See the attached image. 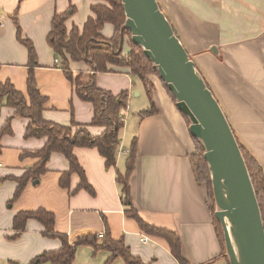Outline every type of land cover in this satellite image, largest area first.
<instances>
[{
    "label": "crops",
    "instance_id": "1",
    "mask_svg": "<svg viewBox=\"0 0 264 264\" xmlns=\"http://www.w3.org/2000/svg\"><path fill=\"white\" fill-rule=\"evenodd\" d=\"M166 1L177 2L169 10L177 19V23L172 21L181 42L208 79L238 136L264 167V0ZM97 3L96 0L21 3L0 0V82H10L27 97L29 52L18 39V24L22 39L29 40L37 53L35 78L47 100L43 118L61 126H70L72 122L89 126L95 137L104 129L90 126L93 106L77 96L61 64L55 63L59 57L48 36L55 14H70L66 23L69 32L73 27L82 30L92 16V6ZM239 11L248 18L244 24H239L242 17ZM103 34L112 37L114 28L107 25ZM212 48H217L218 53ZM131 49V40L126 37L123 55L127 56ZM72 69L88 71L82 63L74 64ZM154 83L158 113L142 118L140 113L150 103L137 77L119 69L97 75L99 88L115 96L122 92L129 94L117 171L125 173L131 143L137 138L138 155L130 176V192L142 220L175 233L189 264H229L211 210L208 187L199 184L194 173L191 158L196 153V144L189 132L190 123L160 82ZM143 95L148 99L147 106L138 103ZM9 118H12L13 135L2 138L0 151V264H30L44 252L61 249V241L44 236L45 229L36 220H29L26 231L13 238L15 216L39 209L55 215L56 231L66 234L71 243L89 234L100 239L109 229L114 239L124 240L131 253L145 263L179 264L164 239L143 232L137 221L127 216L128 207L123 201L116 169H107L97 149L74 151L94 194L85 190L72 194L81 182L77 174L72 176L69 190L60 187V178L69 170V163L62 154L55 153L39 184L30 183L21 197L13 201L17 189L14 178H20L38 162L32 157L20 159L21 154L43 148L46 139L26 140L29 120L14 116V111L6 107L0 110V129ZM110 257L107 251L81 246L73 264H106ZM112 264L126 262L117 258Z\"/></svg>",
    "mask_w": 264,
    "mask_h": 264
},
{
    "label": "trees",
    "instance_id": "2",
    "mask_svg": "<svg viewBox=\"0 0 264 264\" xmlns=\"http://www.w3.org/2000/svg\"><path fill=\"white\" fill-rule=\"evenodd\" d=\"M23 1L20 0V3ZM96 1L98 3L91 8L92 16L89 17L82 30L78 27H73L69 32L66 23L71 17L70 14H55L48 40L55 55L59 57L64 74L74 85L77 96L82 101L92 104L94 118L90 126L104 129V132L97 137L91 135L88 130L89 126L80 125L76 122H72L70 126H61L48 122L43 118L44 106L47 100L41 95L35 78L34 68L37 65V53L29 40L22 39L20 27L16 23L18 39L29 52L28 92L26 97L17 91L10 82H0V110L6 107L14 111V116L28 119L29 124L25 131V139H46V144L35 152L23 151L21 154L20 159L32 157L38 159V162L26 169L20 178H14L17 182V189L13 201L21 197L30 183L39 181L48 172V164L51 156L55 153L62 154L69 163V170L64 172L60 178V187L69 190L72 176L77 174L81 182L72 194L82 190L94 194V190L87 180L85 170L80 165L74 151L76 148L97 149L104 158L107 169H116L117 182L122 187L123 201L128 207L127 216L136 220L143 232L164 239L168 243L173 257L179 264H189L183 256L181 241L177 235L171 231L161 230L145 223L132 204L130 176L135 169L138 155L137 138H134L131 143L126 160L125 173L121 174L117 171V154L121 143L120 134L125 127L124 113L128 109L129 94L128 92H122L115 96L111 92L99 88L97 75L114 73L116 69H119L126 70L130 75L137 77L143 84L150 103V107L140 113L141 117L145 118L158 113L154 101V86L149 78L152 75L158 76V74L153 69L152 63L147 59L143 50L134 45L132 41L130 53L127 56L123 55L125 38L129 37L131 40V34L125 29L126 15L121 0ZM158 2L180 39L174 23L165 12L159 0ZM107 25H111L114 28V34L110 38H106L103 34ZM189 56L193 60L190 53ZM78 63H82L87 67V81L84 80L82 73L77 78L74 77L72 66ZM198 69L203 75L209 89L219 101L208 79L199 67ZM163 85L175 103L172 94L164 83ZM11 121L12 118H9L0 129V151L2 149V138L13 135ZM231 127L245 158L264 220V167L253 152L242 142L232 124ZM193 140L196 144V153L191 158L194 173L198 183H204L208 187L211 210L223 250L226 252L224 234L220 223L215 218V200L208 165L204 158V150L196 139L193 138ZM29 220L40 222L45 229L44 236L59 239L62 243L60 250L44 252L30 264H73L77 249L81 246H90L96 251L103 250L111 253V257L106 264H112L117 258H122L126 264H147L141 258L131 253L130 248L125 244L124 240L114 239L109 229H107L105 235L100 239L97 235L89 234L78 237L75 242L71 243L66 234L56 231V217L45 209L18 213L13 222V229L16 233L13 238H18L26 231Z\"/></svg>",
    "mask_w": 264,
    "mask_h": 264
},
{
    "label": "water",
    "instance_id": "3",
    "mask_svg": "<svg viewBox=\"0 0 264 264\" xmlns=\"http://www.w3.org/2000/svg\"><path fill=\"white\" fill-rule=\"evenodd\" d=\"M125 29L172 94L204 150L229 264H264V220L231 124L158 0H121ZM218 53L217 48H212ZM34 185L39 181L33 182Z\"/></svg>",
    "mask_w": 264,
    "mask_h": 264
},
{
    "label": "rangeland",
    "instance_id": "4",
    "mask_svg": "<svg viewBox=\"0 0 264 264\" xmlns=\"http://www.w3.org/2000/svg\"><path fill=\"white\" fill-rule=\"evenodd\" d=\"M160 1V3H161V5H162V7L164 8V10H165V12L167 11V13L169 14V18L171 19V20H173L174 21V23L177 21V19H176V17H173V16H171V11L169 10V6L172 4V5H177V2H173V1H166V0H159ZM239 13H240V15H242V17H240L239 18V24L241 23V24H244L245 23V21L248 19V18H246L245 16H244V14L241 12V11H239ZM172 21V22H173ZM177 23V22H176ZM221 60H223V58L221 57L220 58ZM73 73H74V77L75 78H77L81 73L84 75V80L85 81H87V73H88V71H79V72H77V71H73ZM150 78V80H151V82H152V84H153V86H154V93H155V88H156V86H155V81L156 82H160V84H161V86H162V88L165 90V92L168 94V92H167V90L164 88V85H163V82L159 79V77L158 76H150L149 77ZM168 96H170L169 94H168ZM170 98H171V96H170ZM147 97H146V95H143V97H142V99H140L139 101H138V103H140V102H144V106H147L148 104V102H147ZM173 100V99H172ZM236 131V130H235ZM236 133H237V131H236ZM238 135V134H237ZM0 162H2V160L0 159ZM204 184V183H203ZM215 210H216V205H215ZM226 250V249H225ZM226 253V252H225Z\"/></svg>",
    "mask_w": 264,
    "mask_h": 264
},
{
    "label": "built area",
    "instance_id": "5",
    "mask_svg": "<svg viewBox=\"0 0 264 264\" xmlns=\"http://www.w3.org/2000/svg\"><path fill=\"white\" fill-rule=\"evenodd\" d=\"M55 63L56 64H60V61L59 60H55ZM126 154V152H124ZM148 239H145V241H147Z\"/></svg>",
    "mask_w": 264,
    "mask_h": 264
}]
</instances>
